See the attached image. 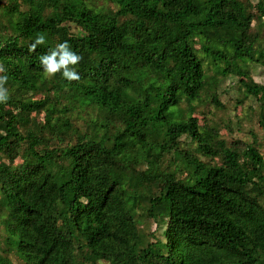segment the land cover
Returning a JSON list of instances; mask_svg holds the SVG:
<instances>
[{
  "label": "trees",
  "instance_id": "obj_1",
  "mask_svg": "<svg viewBox=\"0 0 264 264\" xmlns=\"http://www.w3.org/2000/svg\"><path fill=\"white\" fill-rule=\"evenodd\" d=\"M254 20L264 0H0V264H264V156L193 115L235 75L264 129ZM64 41L78 81L44 76Z\"/></svg>",
  "mask_w": 264,
  "mask_h": 264
},
{
  "label": "rangeland",
  "instance_id": "obj_2",
  "mask_svg": "<svg viewBox=\"0 0 264 264\" xmlns=\"http://www.w3.org/2000/svg\"><path fill=\"white\" fill-rule=\"evenodd\" d=\"M255 2L256 0H251ZM253 30L252 32H258L260 36L263 37L264 41V26L258 27L256 21L252 22ZM72 31L76 30V27L73 24H69ZM257 27V28H256ZM208 69L205 65V69L209 74L215 72L213 66L208 62ZM246 67L249 70V73L254 81L264 84V66L254 63L247 62ZM218 79V99L221 103L220 106H216L211 100L210 97H204L200 102H196V108L193 115L200 118V122L203 123L202 119L204 117L207 121H212L215 126H217L218 135L221 138H225L227 143L232 140H240L244 143H249L253 139L256 141V145L260 153L264 156V129H262L258 124V105L251 97H245L242 89L240 88L238 77L235 75L224 76L220 73H216ZM88 116L95 115V111L91 108L87 109ZM204 116V117H202ZM42 120V114L39 116ZM181 142L184 147L193 149L195 144H190V139L186 136L181 137ZM173 161L176 162L177 157L172 155ZM202 160L216 161L219 160L216 158L210 160L202 155H200ZM167 163V162H166ZM172 167V164H167ZM159 223L154 222L153 220L145 221L140 226L149 232H155L161 237V229L158 227ZM157 229V230H156ZM0 226V233H1ZM153 240V238L151 239ZM9 257L14 264H21V259L10 253Z\"/></svg>",
  "mask_w": 264,
  "mask_h": 264
},
{
  "label": "clouds",
  "instance_id": "obj_3",
  "mask_svg": "<svg viewBox=\"0 0 264 264\" xmlns=\"http://www.w3.org/2000/svg\"><path fill=\"white\" fill-rule=\"evenodd\" d=\"M46 44V36L39 34L29 45L28 51L35 52L37 46ZM40 64L46 79H52L57 73L68 81H78L80 74L76 70V65L82 60V56L72 50L68 41L58 43L54 48L40 56ZM5 67L0 64V73H6ZM8 76L0 75V103H7L10 99L9 90L5 87Z\"/></svg>",
  "mask_w": 264,
  "mask_h": 264
}]
</instances>
